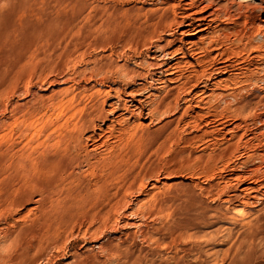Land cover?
Returning <instances> with one entry per match:
<instances>
[{
    "label": "rangeland",
    "instance_id": "1",
    "mask_svg": "<svg viewBox=\"0 0 264 264\" xmlns=\"http://www.w3.org/2000/svg\"><path fill=\"white\" fill-rule=\"evenodd\" d=\"M201 1L0 0V264H264L254 21L222 19L194 36L174 27L143 43L158 15L199 17ZM187 43L200 55L168 57ZM170 63L179 77L161 74ZM183 78L198 87L191 105L156 112ZM252 169L258 183L244 178ZM244 188L256 198L233 196Z\"/></svg>",
    "mask_w": 264,
    "mask_h": 264
},
{
    "label": "bare ground",
    "instance_id": "2",
    "mask_svg": "<svg viewBox=\"0 0 264 264\" xmlns=\"http://www.w3.org/2000/svg\"><path fill=\"white\" fill-rule=\"evenodd\" d=\"M185 1V0H183ZM198 2H200L201 0H197ZM220 1V0H219ZM190 2V1H189ZM194 1H192L193 3ZM203 2V1H201ZM258 3H255L254 0H241L240 2H238V0H230L229 3H218L216 5L215 8H213V10H211V8L214 6L215 4V1L214 0H208V5L205 6L203 8V12H201V15L199 17L196 16V13H192L193 11L191 12H184V13H178V12H163L162 14L158 15V22H155L151 25V30H149V32H147L145 35H144V45H147V43L152 40H154L156 37H158V34H162L169 31L170 33L173 32V28L174 27H178V28H188L190 32H192V36L194 35H197V34H202V33H205L207 32L208 30H210L215 24L218 25L217 23H220L221 21H223L222 19H229L230 21H232V23L234 22L237 23L239 21L242 20V27H247L248 24H250V21H254L253 23H251V30L254 32H257L261 38L264 40V28H257V23H256V20L260 19L262 16H264V0H257ZM183 3V2H182ZM187 3V2H186ZM191 3V2H190ZM36 4V3H35ZM185 4V3H184ZM32 5V4H31ZM187 6V4H185ZM189 5V4H188ZM193 5V4H191ZM190 5V6H191ZM196 5V4H195ZM183 6V5H182ZM181 6V7H182ZM31 7V6H30ZM184 7V6H183ZM172 8V7H171ZM175 8V7H174ZM173 8V9H174ZM180 8V7H179ZM186 7H184L185 9ZM188 8V7H187ZM186 8V9H187ZM194 8V7H193ZM37 9V8H36ZM189 9V8H188ZM81 11V10H80ZM236 12V14L234 13ZM250 12V13H249ZM199 15V14H198ZM154 21V20H153ZM151 23V22H149ZM240 24V23H238ZM150 27V26H148ZM147 28V27H146ZM241 28V27H240ZM241 30V29H240ZM147 31V30H146ZM188 31V32H189ZM174 33V32H173ZM248 33V32H247ZM244 33L242 34V36H240L241 38H245L247 36H249V33ZM172 34V33H171ZM252 34V32L250 33ZM169 35V34H168ZM253 35V34H252ZM251 35V36H252ZM240 38V39H241ZM175 41H169L167 40L166 41V44L163 46V45H160L158 46L160 49V51L162 53H167L166 51L175 44ZM155 42V41H154ZM161 42V41H160ZM151 44V43H150ZM188 45L189 48H186L185 46ZM196 45V44H195ZM185 46L181 47L180 49H178L177 51L175 52H172V53H168V57L169 56H173L171 58V60L175 61L177 59V56H181V59H190L191 57H195L196 55L199 54L196 53L197 51H195L194 49V44L192 43H187L185 44ZM246 46V45H245ZM197 50V49H196ZM261 51V50H260ZM160 52V53H161ZM258 52V51H257ZM258 54V53H257ZM200 55V54H199ZM257 59V56H253L251 57L250 55L245 59L247 62L248 61H254ZM229 60V59H228ZM227 61V60H226ZM186 63V62H185ZM249 64V63H247ZM161 65V64H160ZM159 65V66H160ZM199 65V64H198ZM165 69H161V74H165L166 73V76L167 74L168 75H173V76H178L179 74V70H178V67L176 64H173V63H170V64H166L165 65ZM232 66V65H231ZM237 66V65H236ZM238 67H239V64H238ZM160 68V67H159ZM194 68V66H193ZM192 68V69H193ZM196 68V67H195ZM237 68V67H236ZM241 68V67H240ZM180 69V67H179ZM197 69V68H196ZM227 68H218L217 69V74H226ZM233 69V68H231ZM194 70V69H193ZM241 70V69H240ZM198 71V70H197ZM200 71V74H201V70ZM231 71V70H230ZM233 71V70H232ZM236 71V70H235ZM119 72V71H118ZM128 74H131L129 70L126 71ZM234 72V71H233ZM182 73V72H180ZM194 73V72H193ZM198 73V72H197ZM204 74V73H202ZM207 74V73H206ZM212 74V73H211ZM210 74V75H211ZM126 75V74H125ZM209 75V76H210ZM213 75V74H212ZM180 76V75H179ZM178 76V77H179ZM195 76V75H194ZM129 77V76H128ZM182 77V76H181ZM199 77V76H197ZM202 77V76H200ZM208 77V76H206ZM211 77V76H210ZM205 78V76H204ZM181 79V78H180ZM198 79V78H197ZM214 79V78H213ZM212 80V79H211ZM160 82L158 84H163L165 82H168V81H163L162 79L159 80ZM207 81V80H206ZM210 81V80H209ZM208 81V82H209ZM177 82V81H176ZM175 82V83H176ZM194 82V81H193ZM192 83V80L191 79H184L183 78V81L182 83L178 86H174V87H170V89L166 92L165 96L155 105V110L156 112L157 111H161V110H164V109H170L174 106H180V101L181 100H184V102L188 105H191L192 103V100H193V97H191L192 95V92L195 88H198L196 86H190V84ZM167 84V83H166ZM193 84V83H192ZM191 84V85H192ZM195 84V82H194ZM199 84V83H198ZM206 84V83H205ZM216 84V83H215ZM190 86V87H189ZM189 88V90H188ZM206 88V87H205ZM207 89V88H206ZM210 90V89H209ZM213 90V89H212ZM189 91V92H188ZM201 92V91H200ZM214 92V91H213ZM203 94H206V93H202ZM118 95V94H117ZM131 96V95H130ZM197 94L194 95V97H196ZM207 96V95H205ZM205 96H204V99H205ZM190 97V98H189ZM129 101V100H128ZM136 101V100H135ZM141 101V102H140ZM138 100L135 102V104L139 105V106H142V100ZM204 101V100H203ZM202 101V103H204ZM129 103V102H128ZM144 103V102H143ZM146 103V102H145ZM134 105V104H133ZM202 104L200 103L199 104V107H201ZM254 106V105H253ZM63 107V106H62ZM145 107V106H144ZM143 107V108H144ZM188 107V106H187ZM204 107V106H203ZM251 107V104L248 103V102H240L238 101L237 102V105H235V108L239 109L238 111H246L247 109H250ZM64 108V107H63ZM179 108V107H178ZM121 109V108H120ZM130 108L129 107H126V111H129L130 112ZM154 110V109H153ZM133 111V110H132ZM136 111V110H134ZM155 112V111H154ZM100 114V113H99ZM137 114V113H136ZM154 114V113H153ZM94 115V114H93ZM133 115V114H132ZM149 115V114H148ZM107 117V116H106ZM199 117V116H198ZM63 118V117H62ZM28 128V127H27ZM79 129V128H78ZM85 132V131H84ZM53 140V139H52ZM22 144V143H21ZM88 152V151H87ZM261 169H252L250 171H248L247 173V176L244 177L245 180L249 181L251 180V182L254 180V178L257 176L258 173H260ZM262 172V171H261ZM258 177V176H257ZM243 178V177H242ZM243 178V179H244ZM259 179H255V181L253 182H256L258 183ZM97 188V187H96ZM89 190V189H88ZM257 190V189H256ZM256 190L255 189H252V188H244L242 190H236L235 191V194L233 195L234 197L236 198H240V197H243L245 198V200H249L250 199H255L256 196L254 195V193H256ZM85 192L87 190H84ZM84 192V193H85ZM89 192V191H88ZM80 193V192H79ZM83 193V192H82ZM75 194V193H74ZM81 195V193H80ZM84 195V194H83ZM82 195V196H83ZM86 195V194H85ZM76 196V195H75ZM81 197V196H80ZM79 197V198H80ZM88 197V195H87ZM86 198V197H85ZM78 200V198H76ZM82 199V198H81ZM80 201V200H79ZM252 201V200H251ZM233 202V201H232ZM251 203V202H250ZM98 211V210H97ZM96 213V212H95ZM235 213V212H234ZM242 213V210L241 209H238L236 210V214H241ZM234 217V216H233ZM234 219L236 220V217H234ZM249 220V219H248ZM244 221V220H243ZM252 221V219L250 220V222ZM249 222V221H248ZM249 222V223H250ZM260 222V221H259ZM248 223V224H249ZM253 223V222H252ZM245 224V223H243ZM247 224V222H246ZM245 224V226H246ZM241 226V225H240ZM244 226V225H243ZM249 226V225H248ZM246 226V227H248ZM255 226V224L253 225ZM183 228V227H182ZM249 228V227H248ZM250 228H251V225H250ZM253 228V227H252ZM177 231V230H175ZM251 231V230H250ZM183 232V231H182ZM185 232V231H184ZM253 232V231H252ZM251 232V233H252ZM259 232H261L259 230ZM263 232H264V226H263ZM230 234V233H229ZM260 234V233H259ZM231 235V234H230ZM264 235V234H263ZM245 236V235H244ZM261 236V234H260ZM258 236V233H252V235H249L247 236L246 238L250 241H254L256 240L255 238L259 237ZM255 242V241H254ZM245 243V242H244ZM253 244V242H252ZM244 247V246H243ZM240 249V247H239ZM242 249V248H241ZM239 251V250H238ZM241 252V251H240ZM243 252V251H242ZM250 253H253L251 252L250 250ZM250 253L249 254H245V256H250ZM238 255V254H237ZM258 257V256H257ZM250 258V257H249ZM240 264V263H239Z\"/></svg>",
    "mask_w": 264,
    "mask_h": 264
}]
</instances>
